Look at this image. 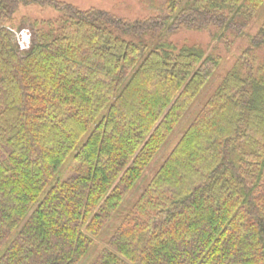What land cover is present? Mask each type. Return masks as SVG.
Masks as SVG:
<instances>
[{"label": "trees", "instance_id": "1", "mask_svg": "<svg viewBox=\"0 0 264 264\" xmlns=\"http://www.w3.org/2000/svg\"><path fill=\"white\" fill-rule=\"evenodd\" d=\"M27 2L0 0V264H79L220 65L161 34L229 47L264 0H32L60 17L22 51ZM93 264H264V22Z\"/></svg>", "mask_w": 264, "mask_h": 264}, {"label": "rangeland", "instance_id": "2", "mask_svg": "<svg viewBox=\"0 0 264 264\" xmlns=\"http://www.w3.org/2000/svg\"><path fill=\"white\" fill-rule=\"evenodd\" d=\"M22 4L14 16V19L10 22V26L16 31V34H29L34 36L35 30L32 24H28L30 21H50L56 20L60 17V12L52 6H42L35 3ZM59 2L69 3L83 11L91 9H99L110 12L118 17L127 18L133 21L144 20L151 17V14L147 12L141 5V0H56ZM264 22V4L257 12L249 26L246 28L244 34L233 42L229 47L224 43H219L215 36L220 35V31L216 28H212L208 31H187L180 30L175 34H168L164 31L161 37L167 38L170 42L178 47L181 46H197L205 51H214L221 57L220 65L213 73L212 77L200 92L190 109L186 112L176 129L172 132L167 142L160 149L155 156L151 164L145 170L141 179L138 181L134 189L128 195L123 202L118 212L114 215L112 220L104 229L102 235L95 239V242L79 264H93L97 258L99 252L106 246L107 241L113 235L114 231L120 224V222L127 215L131 207L135 204L140 194L152 180L154 175L160 169L163 162L170 155L174 147L177 145L181 137L187 131L193 120L196 118L200 110L204 107L207 101L214 95L219 86L222 84L228 72L232 69L240 55L245 49H247L253 40V37L257 34ZM130 41L134 38H126ZM18 40V39H17ZM138 42V41H136ZM19 46V41L17 42ZM30 49V48H29ZM152 46L149 47L150 51ZM28 50V49H27ZM22 50V51H27Z\"/></svg>", "mask_w": 264, "mask_h": 264}, {"label": "built area", "instance_id": "3", "mask_svg": "<svg viewBox=\"0 0 264 264\" xmlns=\"http://www.w3.org/2000/svg\"><path fill=\"white\" fill-rule=\"evenodd\" d=\"M17 42L19 41V47L21 50H27L31 46L32 36L29 34H17Z\"/></svg>", "mask_w": 264, "mask_h": 264}]
</instances>
